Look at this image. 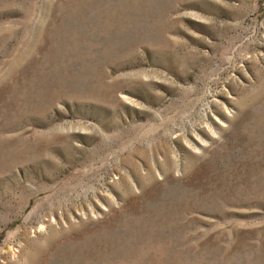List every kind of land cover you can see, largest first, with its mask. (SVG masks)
<instances>
[{
    "label": "rangeland",
    "instance_id": "1",
    "mask_svg": "<svg viewBox=\"0 0 264 264\" xmlns=\"http://www.w3.org/2000/svg\"><path fill=\"white\" fill-rule=\"evenodd\" d=\"M0 264H264V0H0Z\"/></svg>",
    "mask_w": 264,
    "mask_h": 264
}]
</instances>
